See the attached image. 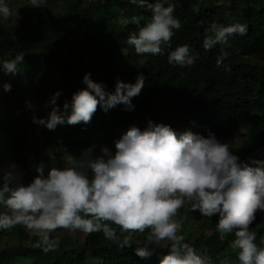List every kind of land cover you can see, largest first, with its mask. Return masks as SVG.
I'll return each instance as SVG.
<instances>
[{
    "label": "trees",
    "instance_id": "16d2710c",
    "mask_svg": "<svg viewBox=\"0 0 264 264\" xmlns=\"http://www.w3.org/2000/svg\"><path fill=\"white\" fill-rule=\"evenodd\" d=\"M173 2L181 27L174 30L171 45L165 46L162 55H138L127 44L128 36L138 31V24H146L150 17L147 10L129 0H46L44 7H32L35 20L22 23L13 36L0 30V60L24 54L23 64L18 66L20 72L13 75L0 70V109L5 106L7 95L33 83L40 86L39 99L46 104L53 94L49 85L56 77L61 93L57 105L61 109L65 100L70 102L72 94L85 87V73H90L93 81L103 82L109 92L114 91L117 79L134 82L138 74L145 79L140 94L132 98L130 110L117 104L104 111L98 105L90 122L65 123L63 133L58 124L55 130L46 131L43 143L35 147L28 145V127L36 124L27 123L19 111L16 114L5 107L4 112L9 115L0 118V139L7 143L23 183H29L37 174L38 164L43 165L45 172L50 167H66L68 155L79 157L84 149H95L98 138L114 150V140L130 126L144 129L149 120L167 124L178 133L190 130L207 136L211 131L240 160H264V0ZM56 6L61 12L53 9ZM212 22L245 23L248 31L231 37L227 45L205 51L202 40L212 34ZM182 44L191 45L198 54L190 68L167 63L168 52ZM222 54H226V59L217 67L216 57ZM5 82L11 85L9 91L3 88ZM34 100V96L29 101L19 100L18 109ZM45 107L49 111L51 106ZM48 111L41 112L47 116ZM51 142L67 151V158L58 151L44 158ZM183 208L178 209L175 220L184 214ZM212 217L207 220L203 216L204 220L196 223L198 231L187 233L186 240L191 243L193 237L192 244L210 258L211 264H240L237 250L230 247L233 234L219 233L217 215ZM107 223L116 229L118 237L126 235L117 225ZM5 230H0V242ZM61 230V234H51L59 241L58 246L45 252L37 246L39 237L22 225L12 227L13 236L26 243L0 250V264L13 263L20 257L29 259V264H158V253L168 250L157 248L151 257L142 259L133 251L145 240L142 233L132 234V248H122L102 232L82 237V232ZM249 230L256 233L259 243L264 236V212H256ZM29 235L32 239L27 243Z\"/></svg>",
    "mask_w": 264,
    "mask_h": 264
},
{
    "label": "clouds",
    "instance_id": "9594fccd",
    "mask_svg": "<svg viewBox=\"0 0 264 264\" xmlns=\"http://www.w3.org/2000/svg\"><path fill=\"white\" fill-rule=\"evenodd\" d=\"M129 2L147 10L150 17L146 24H138L127 44L138 55H162L165 46L171 45L174 30L181 27L174 15L176 3ZM45 4L46 0H27L26 5L41 8ZM18 19V8L13 10L10 0H0V21L10 20L16 26ZM209 30L212 34L202 40L205 51L227 45L233 36L245 35L248 27L240 22H212ZM197 58L191 45L182 44L168 52L167 63L190 68ZM225 59L226 54L217 56L216 66H222ZM23 60V52L0 60V70L17 74ZM90 75H83L85 87L74 92L70 102H63V110L57 105L61 95L57 90L46 101L51 106L47 116H33V122L55 130L58 124H87L98 105L104 111L117 104L130 110L132 98L145 84L144 76L138 74L134 82L117 79L114 91L109 92ZM3 88L9 91L11 85L5 82ZM113 144L114 150L101 145L98 153L89 147L79 157L69 155L66 167H50L45 172L38 164L37 174L27 184L15 164L0 167V207L6 210L0 211V230L22 225L39 237L37 246L45 252L58 246L51 234L59 228L85 234L102 232L122 248H132V234L147 230L143 243L133 249L138 257H151L157 248L167 247L158 264H211L210 258L179 234L181 223L174 217L189 204L191 211L202 216L217 215V231L233 234L230 247L237 250L240 264H264V236L257 243L256 233L249 230L256 212H264V160H240L211 131L207 136L190 130L178 133L151 120L144 129L130 126ZM107 222L126 235L118 237Z\"/></svg>",
    "mask_w": 264,
    "mask_h": 264
},
{
    "label": "rangeland",
    "instance_id": "374dc122",
    "mask_svg": "<svg viewBox=\"0 0 264 264\" xmlns=\"http://www.w3.org/2000/svg\"><path fill=\"white\" fill-rule=\"evenodd\" d=\"M26 4H27L26 0H10V7L13 8V10L18 8L19 19L17 21L16 26H13L12 22L10 20L0 21V30L2 32H5V33L13 36V34H15L16 31L21 29L22 23L33 22L35 20L34 9L31 6L26 5ZM53 9L61 12L57 8V6L54 7ZM97 28H98V26H96L94 29H97ZM57 80H58V78L56 77L54 82H51L49 85L51 93H54L58 90L59 82ZM40 89H41L40 86H37V84H35V83H33L32 85L26 84L25 87L20 88L19 90H16L14 93H10L9 95H7L4 98L5 106L0 109V118H5L9 115V113L4 112L5 107L8 109H12L13 112L16 114L19 111L20 114L22 115V117L27 121V123L33 122V120H32L33 116L46 117V115L42 114V112H41L42 110H44L46 112L48 110L45 107L46 104L43 105L40 102V99H39V97L41 96L40 95V93H41ZM33 96H34L35 100L32 101V103L24 105L26 107H24L22 110L18 109V104H19L18 101L19 100L29 101L30 99H33ZM11 103H13V105H11ZM34 124H36V123H34ZM59 125H60V133H63L66 129V127H65L66 124L64 123V124H59ZM67 130H68V128H67ZM46 131L49 132V129L45 128L44 126L37 125V124L34 126V128L28 127V145L31 147H35L38 144L39 145L42 144L43 143L42 140L45 138V135L47 134ZM37 135L40 137H37ZM104 144H105L104 141H102L101 138H98V140L96 142V148L93 149V151L95 153H98L100 146L104 145ZM63 150L64 149L62 147H60L57 144V142L56 143L51 142L47 145L46 151L44 153V158H49L50 155H52L54 152H57V151L60 152L61 154H63L64 157H66L69 153L67 151L64 152ZM0 156H1L0 157V167L6 166L8 164H14L12 161V158H11V153H8V145L2 139H0ZM68 157H69V155H68ZM67 160H68V158H67ZM183 207H184L183 210L185 212L179 219H177V221L181 223V229H180L181 234H183L184 237H186L187 233L198 231L197 230L198 226L196 225V223H201L204 220V218L201 214H199V212L191 211L189 204H185ZM1 208L2 207H0V209ZM206 218H207V220H210L213 217L211 216V217H206ZM61 229L62 228H59V229L55 230V232H57L58 234H61L64 232ZM208 230H210V229L206 228V231L210 232ZM84 234L85 233H81V236L83 237ZM146 234H147V230H145V232L142 233L143 237H146ZM3 235H4V237H2V241L0 242V250H2L4 248H6V249L14 248L19 242L22 244L26 243L25 239L18 240L17 238H15V236H13L12 228L6 229L5 233ZM31 239H32V235H29L27 243H29V240H31ZM192 239H193V237L191 238V243H190L185 238V242L189 243L199 253L198 248L192 244ZM164 243H167V242H164ZM164 252H166V251H160L158 253V255L160 256V254H163ZM4 264H29V259L20 257L18 260H16L13 263L11 261H6Z\"/></svg>",
    "mask_w": 264,
    "mask_h": 264
}]
</instances>
